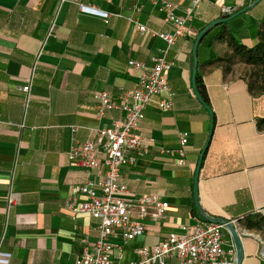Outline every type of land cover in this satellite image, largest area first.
<instances>
[{"label":"crops","instance_id":"1","mask_svg":"<svg viewBox=\"0 0 264 264\" xmlns=\"http://www.w3.org/2000/svg\"><path fill=\"white\" fill-rule=\"evenodd\" d=\"M163 3L183 14L190 0H0V250L11 254L9 264H75L96 242L99 219L73 216L66 208L71 187L89 178L70 165L69 148L123 117L110 111L97 120L94 95L106 92L119 100L137 87L139 71L128 61L150 65L162 51L173 63L168 74L172 108L161 112L156 101L148 106L141 128L153 142L134 165L123 168L122 181L132 194L159 196L169 209L160 220L145 222V235L129 243L113 264L138 263L140 247L154 246L195 221L194 177L207 143L197 186L199 208L210 219L234 222L241 264H264V130L257 127L264 119V94L250 91L239 59L218 60L233 53L227 35L246 47L258 42L264 0L202 3L189 23L191 33L173 46L152 34L172 30L159 11ZM80 5L108 17L82 13ZM224 6L233 14L246 10L226 23L221 40H212L220 28L207 29L196 53L214 125L194 91V47L203 30L224 18ZM136 24L152 33L138 32ZM27 85L26 108L22 88ZM183 133L189 137L180 166L175 151ZM9 197L16 204L7 211ZM232 243L227 235V244Z\"/></svg>","mask_w":264,"mask_h":264},{"label":"built area","instance_id":"2","mask_svg":"<svg viewBox=\"0 0 264 264\" xmlns=\"http://www.w3.org/2000/svg\"><path fill=\"white\" fill-rule=\"evenodd\" d=\"M209 1L190 0L183 14H178L172 4H160L159 11L165 14V21L172 28L170 32L152 33L140 24H136V29L143 34L152 33L173 46L191 33L189 23L195 10ZM79 10L104 19L108 17L106 12L89 6L80 5ZM222 14L224 18L232 16L233 10L224 6ZM46 44L47 40L42 42L41 50ZM166 54L162 51L152 57L150 65L130 59L128 66L139 71L137 87L123 92L117 101L106 92L94 95L97 120H103L110 111H119L123 117L95 129L94 138L69 148L70 165L82 169L89 178L84 185L71 187L72 197L67 200L66 208L73 216L88 214L100 221L98 239L83 251L75 264H113L114 257L121 258L129 243L145 235V222L160 220L169 209V203L159 196L132 194L122 181L123 168L134 165L137 156L153 142L144 136L141 128L148 106L156 101L161 112L172 108L174 94L168 74L173 63L166 59ZM30 90V85L22 88L26 108L31 99ZM188 137V133L182 134L181 147L175 151L180 166L185 164ZM15 204L16 200L9 197L7 211ZM227 235L230 232L225 225L196 217L193 223L181 225L179 231L170 233L158 244L140 247L137 250L140 261L134 264H167L171 259L177 264H236V247L233 243L227 244ZM10 258L11 254L0 250V264H9Z\"/></svg>","mask_w":264,"mask_h":264},{"label":"trees","instance_id":"3","mask_svg":"<svg viewBox=\"0 0 264 264\" xmlns=\"http://www.w3.org/2000/svg\"><path fill=\"white\" fill-rule=\"evenodd\" d=\"M244 10H246V8ZM241 12L242 11H239L236 14L239 15ZM225 25L226 24H219L214 27L215 29L220 28V30H219V33L213 36L212 40H221L224 38V36H226ZM207 32L208 31H205L206 34ZM227 42H228L229 47L233 50V53L230 57L218 59L219 61L231 63L234 59L237 58L240 61H243L245 64L251 65L253 67H259V66L264 65V23L262 25L261 31L258 34V42L254 46L246 47L240 44L239 42H237L232 35H227ZM194 91L197 97L200 99V102L211 112L212 117H213V124L215 125V116L212 111L210 100H209L206 88L203 84L202 78L200 77L198 72L196 74ZM250 91L252 92L251 88H250ZM257 127L259 130H264V119H261L257 122ZM206 153H207V150L205 151L204 157ZM192 213L196 217H199L201 220L205 222H209V220L203 218L200 215L199 210L196 206L195 200L192 204Z\"/></svg>","mask_w":264,"mask_h":264},{"label":"water","instance_id":"4","mask_svg":"<svg viewBox=\"0 0 264 264\" xmlns=\"http://www.w3.org/2000/svg\"><path fill=\"white\" fill-rule=\"evenodd\" d=\"M259 1V0H258ZM244 10H242L243 12ZM238 14H235V15H232V16H228L226 18H222L220 20H217V21H214L212 22L205 30H203L198 38H197V41H196V44H195V47H194V71H193V87H194V84H195V79H196V74H197V56H196V53H197V46L201 40V38L204 36L205 34V31H207V29L211 28V27H214L216 25H219V24H226L228 23L229 21H231L232 19H234ZM200 100V99H199ZM213 126V124H212ZM207 147H208V143L206 144V146L203 148L202 150V153L200 155V158H199V161H198V165H197V170H196V174H195V177H194V198H195V203H196V206L199 210V213L200 215L209 220V222H212V223H220V224H223L226 226V228L228 229V231L230 232V236L231 238L233 239L234 241V244H235V247H236V252H237V256H236V264H241V262L243 261V252H242V249H241V243H240V239H239V236L236 232V228L234 226V222H229V221H225V220H215V219H210L208 218L207 216H205L200 208H199V205H198V194H197V186H198V180H199V173H200V170H201V166H202V163H203V159H204V154H205V151L207 150Z\"/></svg>","mask_w":264,"mask_h":264},{"label":"rangeland","instance_id":"5","mask_svg":"<svg viewBox=\"0 0 264 264\" xmlns=\"http://www.w3.org/2000/svg\"><path fill=\"white\" fill-rule=\"evenodd\" d=\"M241 62L242 64H245L243 61ZM243 77L249 88H251L253 94H264V65L253 67L245 64Z\"/></svg>","mask_w":264,"mask_h":264}]
</instances>
